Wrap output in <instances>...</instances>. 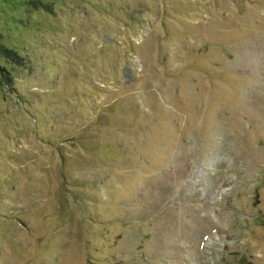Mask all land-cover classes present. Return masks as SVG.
Instances as JSON below:
<instances>
[{
    "label": "rangeland",
    "instance_id": "obj_1",
    "mask_svg": "<svg viewBox=\"0 0 264 264\" xmlns=\"http://www.w3.org/2000/svg\"><path fill=\"white\" fill-rule=\"evenodd\" d=\"M0 264H264V0H0Z\"/></svg>",
    "mask_w": 264,
    "mask_h": 264
}]
</instances>
